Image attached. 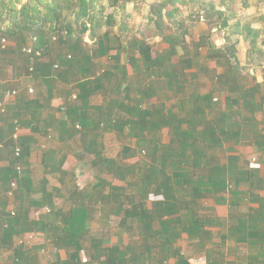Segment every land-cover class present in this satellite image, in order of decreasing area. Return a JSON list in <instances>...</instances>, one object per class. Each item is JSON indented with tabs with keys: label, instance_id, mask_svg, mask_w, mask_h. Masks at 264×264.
I'll return each instance as SVG.
<instances>
[{
	"label": "trees",
	"instance_id": "trees-1",
	"mask_svg": "<svg viewBox=\"0 0 264 264\" xmlns=\"http://www.w3.org/2000/svg\"><path fill=\"white\" fill-rule=\"evenodd\" d=\"M137 1L0 0V54L7 62H17L20 58L17 89L29 91L31 86L38 90L34 98L17 94V105L8 118L12 129L0 136L3 144L0 153H5L9 161L7 167L0 168V239H26L33 232L43 233L56 250L50 264H77L82 251L87 256L85 264H167L172 256L178 258V264H188L187 255L175 243L183 233L190 236L203 229L204 220L193 218L194 208H203L199 200L206 195L230 192L233 207L240 203L238 196L243 186L248 187L250 194L264 188V184L254 179L249 163L241 154H230L227 164L219 159L224 142L237 137L245 128L256 130L245 142L264 148V117L261 127L253 123L264 111V97L258 98L260 86L239 87L236 80L231 88L237 92L236 102L229 98V110L218 118L212 117L217 102L214 92L224 88L220 81L225 75H219L222 84L215 85L212 93L187 95L189 79L185 75L193 62L188 58L178 63L171 60L177 48L183 47L184 38L167 26L166 19L179 26L178 16L185 7L202 4L203 0L150 2L141 18L145 20L141 33L151 25L156 26L157 35L171 48L167 53L155 49L144 36H130L133 29L127 6ZM234 1L219 0L216 4L212 0L206 16L211 18L214 11L234 13L229 9ZM240 2L245 8L251 5V0ZM225 6L226 12L217 8ZM240 25L238 22L235 32L246 35L251 49H257L260 30L251 24L242 28ZM229 26V18L224 17L221 27ZM86 35L91 42L86 41ZM2 38L10 40L5 48L1 46ZM27 46L32 47L31 54L24 52ZM211 47L210 60L222 66L225 58L241 78L251 75L242 73V67L237 68L239 50L235 46L231 50L214 42ZM122 54L138 73L132 76L134 82L129 81ZM103 57L112 62L106 69L101 67ZM60 87L73 89L76 97L72 98L70 92L66 94L62 106L67 118L59 121L57 129L69 138L79 136L81 149L94 156L95 166L115 172L121 178L131 175L133 180L126 186L111 184L106 192L108 182L99 177L90 188L81 190L75 179L78 172L71 170L62 178L63 186L50 189L47 173L58 178L61 175V167L56 166L57 160L51 152L43 158L46 175L37 180L32 178L28 168L33 140L23 135L15 138L14 132L19 125L30 126L32 132H42L41 125L46 123L49 131H53L55 123L51 115L46 118L42 115L47 109H59L52 106V99L60 94ZM166 89L182 92L183 97L170 103L171 107L165 103L146 106L147 100L159 97ZM100 96L109 100L95 103L94 99ZM244 119L247 125L243 124ZM233 127L238 128L233 130ZM126 128L130 136H140L143 143L135 147L143 157L128 166L105 157L101 149V137L105 133H125ZM166 128L170 130L167 142L161 139L162 129ZM135 148L124 146L125 156H135ZM64 160L65 157L59 160V166ZM11 190L16 209L9 211ZM153 196L156 198L152 199ZM56 197L61 198L59 208ZM65 203L72 205L69 210L63 209ZM96 204L101 205L100 214L106 224L117 222L113 231L91 232L86 221L88 216L94 217ZM126 232L135 234L141 243L124 247L105 245L112 234ZM43 246L45 243L34 247L40 250Z\"/></svg>",
	"mask_w": 264,
	"mask_h": 264
},
{
	"label": "rangeland",
	"instance_id": "rangeland-1",
	"mask_svg": "<svg viewBox=\"0 0 264 264\" xmlns=\"http://www.w3.org/2000/svg\"><path fill=\"white\" fill-rule=\"evenodd\" d=\"M153 0H138L136 3H130L127 6V11L131 14V23H132V32L131 35L135 36H144L150 43L154 44L155 49H158L164 53H167L171 48L168 43L164 42L158 33V29L156 26L151 25L149 26L143 33H141L143 25L145 24V20H142V16L147 13L148 6L150 2ZM142 2V3H141ZM212 0H203V3H195L189 4L185 7L184 12L178 16V19L181 20L179 22V26L172 25L167 19V26H171L172 30L176 34H180L183 39V47L179 46L178 52L172 55V59L175 62H180V59L188 58L193 62L192 68H187L186 72L189 73L185 78L189 79L187 82L186 87V94L190 93H200V94H208L212 93L213 87L219 86L220 84H224V88L220 89L219 91L214 92V96L217 99L216 102V109L213 112L212 117H219L225 111L229 110V103L228 99L232 98V101L236 102V95L237 92L231 91V88L236 85V80L239 85L241 86H257L260 87V97H264V1L263 0H251V5L248 8L243 7L240 0H235L234 3L229 5V9L233 10L234 13H230L226 10L225 7H217L220 10H223L226 13L220 14L218 11H214L211 15L212 17H208L206 9L208 8V4H210ZM216 4L219 3V0H214ZM141 5V7H139ZM224 17L229 18V27H221V22ZM121 19L120 15H118V21ZM240 22V27L242 28L243 25L251 24L254 28L260 30V36L257 41V49H251V42L250 39L243 35L242 33L235 32V28L237 23ZM176 27V28H175ZM86 41L91 42L90 38L86 35ZM10 41V40H9ZM217 43L218 47H226L228 49L233 50V46H235L239 51L237 53L239 57V63L241 67L248 73L254 71L253 75H248L245 78H241L237 71L234 70L233 66L227 61L225 58H222L225 61L224 65H218L216 60H210L209 54L212 51L211 44ZM10 43V42H9ZM259 48V49H258ZM114 52V51H113ZM127 54V53H126ZM128 55V54H127ZM136 56H139L137 53ZM122 63H126V68L129 75V81L134 82L136 79L132 76H136L138 73L135 71V68L127 61V57L122 54ZM20 58L17 59L19 62ZM111 60L107 57H103L100 60L101 67L106 69L109 67V62ZM112 62H110L111 64ZM12 61L4 62V66L6 65V69H10ZM179 67H183L181 64H178ZM191 72H196V76L190 75ZM224 74L223 81L219 80V75ZM226 81V82H224ZM71 93L70 96L75 99V92L73 89L66 87H60V94H58L59 98V105L58 111H65L62 104L64 101V97H67V93ZM183 97L182 92H174L173 90H163L159 97L152 98L147 100L145 103L148 107L149 105H153L154 103H165L168 107L173 106V101L177 100L178 98ZM103 100H109L108 98H103L102 96L97 97L94 99L95 103H101ZM57 103V102H56ZM233 103V102H232ZM235 104V103H234ZM61 105V106H60ZM236 106V105H235ZM264 107V106H263ZM249 115V113H246ZM260 114V115H259ZM256 119L252 122L256 124H261L262 119L264 117L263 113H259ZM245 115V116H246ZM243 124L247 125V120L244 119ZM238 127H233V130H236ZM243 129V127H242ZM241 129V130H242ZM241 134L237 135V137L229 138L224 142V146L219 149V159L220 161H225L226 156H228L230 150L226 149L229 146L236 145L237 141L244 142L248 139V136L252 137V131H256L255 128H248L246 130L243 129ZM129 128L125 129V133L121 132H112V133H105L101 137V142L103 147V154L105 157L116 159L117 161L121 162L125 166L131 165L136 163L140 158L143 157V153L139 148H135L142 143L140 136H130L129 135ZM169 129H162V141L167 142L169 136ZM54 133V132H53ZM80 138L78 136L71 138L70 143L67 145H63V150L67 154L66 162L63 164V168L65 170H72L78 172L77 176L75 177L77 186L83 190L85 188H90L92 183H94L97 178L101 177L107 181L106 185V192L110 191V185H120L126 186L128 181L133 180L131 175L126 176L125 178H121L120 175H117L115 172H108L104 167L95 166L94 163V156L92 154L86 153L82 150V145L79 144L78 140ZM238 144V143H237ZM124 146H132L137 149L135 156H125L123 149ZM225 148V150H224ZM237 148V147H236ZM40 151V150H39ZM236 152V151H235ZM41 152L36 151L34 156H39ZM249 160V158H247ZM252 158H250L251 160ZM260 164L261 162L259 159L253 161V166L255 164ZM258 169L261 167H257ZM264 172V171H263ZM35 175L37 177H42L43 175V167H35ZM67 176V175H65ZM59 183L54 181V185H58ZM60 185V184H59ZM58 185V186H59ZM156 198V197H155ZM154 196L152 199H155ZM78 202V201H77ZM76 204V202H75ZM71 204L67 203L65 205L66 209L71 208ZM101 205H95V215L94 217L88 219V227L90 228L93 234L106 232V231H113L116 228L117 222H109L106 224L104 219L101 217ZM52 219L55 220L54 215ZM49 217V218H51ZM39 233V232H38ZM36 232V234L38 235ZM40 235H44L43 233H39ZM110 240L105 242L106 246H110L112 242H117L118 245L124 247L126 244H140L141 240L133 233L126 232L122 235L112 234L110 236ZM40 239V237H37ZM36 239V238H34ZM33 239V242L35 241ZM37 240V239H36ZM186 253V250H185ZM49 255V253H48ZM188 255V254H186ZM205 256V255H204ZM87 260L86 253L82 251L80 261L77 264H85Z\"/></svg>",
	"mask_w": 264,
	"mask_h": 264
},
{
	"label": "crops",
	"instance_id": "crops-1",
	"mask_svg": "<svg viewBox=\"0 0 264 264\" xmlns=\"http://www.w3.org/2000/svg\"><path fill=\"white\" fill-rule=\"evenodd\" d=\"M4 62L6 60L0 54V97H4V107L6 109L5 112H0V136H4L12 129L8 118L17 105V94H23L26 99L34 98V95L38 94V90L35 91V88L31 86L29 91L23 88L17 89L20 86V78L16 73L19 71L18 66H20V63L12 62V68L6 69ZM12 90H15L16 94L8 97V91ZM59 98L58 95H54L52 106L59 105ZM42 99L45 102V98ZM49 115H51L52 121L55 123L52 128L54 129L53 131H49L50 128L46 127L47 123L44 126L41 125L44 128L42 132H32L30 126L19 125L18 127L16 126L14 137L15 135L17 137L23 135L29 136L33 140L31 143L30 167L28 169L34 180L41 179L46 175V167L43 163L45 154L51 152L54 155L57 160L56 166L61 167V175L58 178L57 176L53 177L49 172L47 173L49 188L51 189L56 186L54 181L63 186L62 178L71 171L63 168L67 154L62 146V144L67 145V143H70L71 138L62 135L57 129L59 121L66 120V112L47 109L43 112L42 118H46ZM261 126L262 124H260ZM78 142L81 144L80 139ZM237 143L226 148L230 150L228 154H241L249 163L254 179L259 180L261 185L264 184V148L253 147L245 141H237ZM36 151L41 152L39 154L40 157L34 156ZM5 155V153H0V168H5L9 164ZM229 155L226 156L225 161H221L222 164L228 163ZM62 157H65V160L59 166V160ZM250 158L252 159L250 160ZM257 159H259L261 165L254 163L255 165L253 166V161ZM39 166L43 167L42 177H37L34 173L35 167ZM258 166L261 167V170L257 168ZM1 186L2 184L0 183V188ZM242 189L243 191L238 196L240 201L238 206L232 207L230 205V199L233 198L230 192L202 197L199 200V204L203 208L197 209L195 207L193 218L197 219L200 217L204 220L203 229L199 234L194 231L193 235L190 236L187 233H183L175 243V246L180 247L183 252L186 250L185 254H188L187 256L205 255L209 264H264V188L253 194H250L246 186H243ZM60 200L61 198L56 197V207L58 208L62 206ZM15 205V195H9L7 209L9 211L16 209ZM63 209L67 210L65 206ZM34 212L35 210L31 214ZM31 234H34L37 239H34V242L28 239V235L27 239H22V237L10 240L0 239V264H50L55 258L52 252L55 253L56 250L44 238L45 235H40L39 233L37 235L36 232ZM38 236L40 239L37 238ZM43 243H45V246L41 247L40 250L34 247L36 244L40 247V244ZM116 244L117 242H112L111 245ZM167 264H178V258L176 256L170 257L167 260Z\"/></svg>",
	"mask_w": 264,
	"mask_h": 264
},
{
	"label": "built area",
	"instance_id": "built-area-1",
	"mask_svg": "<svg viewBox=\"0 0 264 264\" xmlns=\"http://www.w3.org/2000/svg\"><path fill=\"white\" fill-rule=\"evenodd\" d=\"M8 45H9V40L7 38H2L1 39V46H2V48L7 47ZM23 50L27 54H31L33 52V49H32L31 46L24 47ZM30 70H33V67H31ZM14 94H16V91L15 90L8 91L7 96L10 97L11 95H14ZM4 106H5L4 105V100L0 101V112H5L6 111V109H5ZM15 137H17V135H15ZM0 146L1 147L3 146V144H2L1 141H0ZM19 152H20V148L17 147L16 154H19ZM12 187L13 188L16 187V182L15 181L12 182ZM9 195H13L12 190L9 191ZM46 210H48L47 207H46ZM34 238H35V235L34 234H29L28 235V239L29 240H33ZM187 261H188L189 264H209L207 257L204 256V255H190V256H187Z\"/></svg>",
	"mask_w": 264,
	"mask_h": 264
},
{
	"label": "water",
	"instance_id": "water-1",
	"mask_svg": "<svg viewBox=\"0 0 264 264\" xmlns=\"http://www.w3.org/2000/svg\"><path fill=\"white\" fill-rule=\"evenodd\" d=\"M232 62L235 63L236 60L235 59H232ZM236 66H237V68H241V65L238 64V63H236ZM241 72L244 73V74H247V72L244 69H242V68H241ZM250 74L253 75L254 74V71H251Z\"/></svg>",
	"mask_w": 264,
	"mask_h": 264
}]
</instances>
